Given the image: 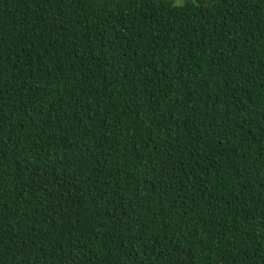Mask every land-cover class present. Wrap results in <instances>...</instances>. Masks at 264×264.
I'll return each instance as SVG.
<instances>
[{
    "label": "trees",
    "instance_id": "obj_1",
    "mask_svg": "<svg viewBox=\"0 0 264 264\" xmlns=\"http://www.w3.org/2000/svg\"><path fill=\"white\" fill-rule=\"evenodd\" d=\"M0 264H264V0H0Z\"/></svg>",
    "mask_w": 264,
    "mask_h": 264
},
{
    "label": "rangeland",
    "instance_id": "obj_2",
    "mask_svg": "<svg viewBox=\"0 0 264 264\" xmlns=\"http://www.w3.org/2000/svg\"><path fill=\"white\" fill-rule=\"evenodd\" d=\"M177 3H180L181 2V0H175Z\"/></svg>",
    "mask_w": 264,
    "mask_h": 264
}]
</instances>
